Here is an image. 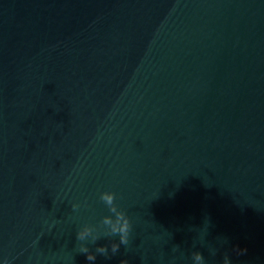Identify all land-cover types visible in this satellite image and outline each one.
Masks as SVG:
<instances>
[{"label":"water","instance_id":"obj_1","mask_svg":"<svg viewBox=\"0 0 264 264\" xmlns=\"http://www.w3.org/2000/svg\"><path fill=\"white\" fill-rule=\"evenodd\" d=\"M104 192L94 264H264V0H0V264H91Z\"/></svg>","mask_w":264,"mask_h":264},{"label":"clouds","instance_id":"obj_2","mask_svg":"<svg viewBox=\"0 0 264 264\" xmlns=\"http://www.w3.org/2000/svg\"><path fill=\"white\" fill-rule=\"evenodd\" d=\"M100 199L102 202L106 204L109 208L110 212L115 216V223H113L112 219L105 218L103 223L106 225H110L111 229L108 233L109 236H119V242H112L109 244H105L104 246H97L95 249V253L90 251V248L86 245H80L79 251L81 254L86 256L88 262L94 264L97 260V254L103 256L107 259H111L112 256H115L117 253L120 252L121 245L127 247L130 244V236L132 232V223L126 212L119 209L118 205L116 204V193L115 192H104L101 194ZM73 210L77 211L81 207L79 204H74ZM92 235V229L90 227L85 226L83 230L77 233L76 239L78 241H85L87 237ZM100 239L99 236H95L90 241L92 244H96L97 241ZM222 243L227 244V239H224ZM109 247L111 249V256L109 255ZM232 252L235 253L237 257L245 256L248 253L247 248H240L238 245L232 249ZM211 255H216V249H210ZM195 259L201 264H205V257L202 252H196ZM120 264H129L127 259H122ZM223 264H233L232 256L229 253H225L223 255Z\"/></svg>","mask_w":264,"mask_h":264}]
</instances>
